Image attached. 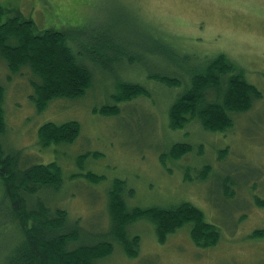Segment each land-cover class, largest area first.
Wrapping results in <instances>:
<instances>
[{"label": "rangeland", "instance_id": "1", "mask_svg": "<svg viewBox=\"0 0 264 264\" xmlns=\"http://www.w3.org/2000/svg\"><path fill=\"white\" fill-rule=\"evenodd\" d=\"M0 5L9 16L32 19L37 30L62 31L73 48L98 33H110L132 52L109 69L87 61L93 83L86 94L54 99L43 111L31 98V82L37 79L32 70L27 66L13 73L0 59V82L6 89L4 144L22 150L21 165L53 160L62 165L64 183L49 197L69 211L81 238L107 234L108 193L116 179L125 181L130 206L189 201L220 230L218 243L210 247L195 244L191 223L160 243L154 222L142 218L128 226L131 235L141 236L138 255L129 257L112 240V254L98 264H264V236L253 235L264 228V204L257 200L264 201V0H0ZM192 53L196 60L181 56ZM220 53L242 68L263 96L250 110L233 113L234 126L225 131H208L196 119L172 128L169 106L186 88L188 68L198 69L204 56ZM155 73L184 81L169 86L150 76ZM118 80L140 82L150 95L121 103L118 115L94 113V107L113 102L110 95ZM50 120H77L80 135L73 143L44 147L38 131ZM175 142L190 143L193 149L175 159L169 154ZM87 152L100 155L78 163ZM86 170L103 180L70 177Z\"/></svg>", "mask_w": 264, "mask_h": 264}, {"label": "trees", "instance_id": "2", "mask_svg": "<svg viewBox=\"0 0 264 264\" xmlns=\"http://www.w3.org/2000/svg\"><path fill=\"white\" fill-rule=\"evenodd\" d=\"M7 16V17H6ZM114 35H94L89 42L73 48L60 30H37L32 19L15 14L9 16L0 5V59L7 62L13 73L29 67L37 79L31 84V95L38 111L58 98L77 99L86 94L93 83V71L87 61L102 69L131 56L126 46ZM172 56L175 53L171 48ZM184 59L196 60L197 54H183ZM131 63L133 61H130ZM203 65L189 70L186 88L169 106V125L180 129L191 120H199L208 131H225L234 126L233 113L250 110L262 91L244 75L243 69L223 53L203 57ZM195 69V70H194ZM153 78L169 86L182 84L183 79L161 73ZM111 93L113 102L94 107V113L105 116L121 113V103L142 95L148 88L137 81L118 80ZM6 89L0 82V264H98L114 250V241L129 257L139 252L141 236L130 234L128 226L142 218L154 222L158 242L165 243L168 235L186 223L192 224L191 237L200 247L216 245L220 230L206 220L204 211L189 201L170 206H130L125 198V181L116 179L109 190L111 223L106 235L96 239L81 238V228L70 223L69 211L54 203L50 191H58L64 183L62 165L56 161L21 165L22 150H9L2 139L7 122L4 109ZM81 132L77 120L46 121L38 131L44 147L73 143ZM187 142L172 144L169 154L179 159L192 151ZM87 152L78 157L82 163ZM165 161V156L161 157ZM207 173H209L207 171ZM207 173L202 175L206 177ZM93 183L103 176L92 171L73 173ZM47 194V195H46ZM264 204V201L257 199ZM264 236V228L253 231ZM110 239V240H106Z\"/></svg>", "mask_w": 264, "mask_h": 264}]
</instances>
